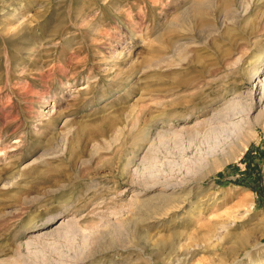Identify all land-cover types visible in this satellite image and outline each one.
Segmentation results:
<instances>
[{
  "label": "rangeland",
  "instance_id": "rangeland-1",
  "mask_svg": "<svg viewBox=\"0 0 264 264\" xmlns=\"http://www.w3.org/2000/svg\"><path fill=\"white\" fill-rule=\"evenodd\" d=\"M0 264H264V0H0Z\"/></svg>",
  "mask_w": 264,
  "mask_h": 264
},
{
  "label": "bare ground",
  "instance_id": "bare-ground-1",
  "mask_svg": "<svg viewBox=\"0 0 264 264\" xmlns=\"http://www.w3.org/2000/svg\"><path fill=\"white\" fill-rule=\"evenodd\" d=\"M163 136H165V135H163ZM170 207V206H169ZM157 209V208H156ZM162 210V209H161Z\"/></svg>",
  "mask_w": 264,
  "mask_h": 264
}]
</instances>
